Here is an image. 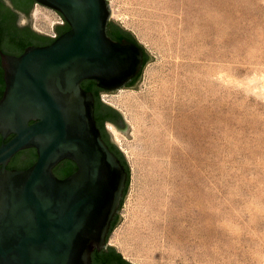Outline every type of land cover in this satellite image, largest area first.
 Segmentation results:
<instances>
[{"label": "rangeland", "instance_id": "obj_1", "mask_svg": "<svg viewBox=\"0 0 264 264\" xmlns=\"http://www.w3.org/2000/svg\"><path fill=\"white\" fill-rule=\"evenodd\" d=\"M108 2L150 58L101 93L130 167L107 243L135 264H264V0ZM59 15L35 3L30 26Z\"/></svg>", "mask_w": 264, "mask_h": 264}, {"label": "water", "instance_id": "obj_2", "mask_svg": "<svg viewBox=\"0 0 264 264\" xmlns=\"http://www.w3.org/2000/svg\"><path fill=\"white\" fill-rule=\"evenodd\" d=\"M36 3L58 11L70 28L18 55L0 50V264H94L93 252L111 245L107 236L128 172L103 138L95 97L82 81L93 79L106 90L127 86L144 65V48L109 35V24L123 28L111 20L108 0ZM100 101L118 111V128L128 131L121 111ZM31 147L37 152L32 165L7 167L13 155ZM64 159L77 169L61 178L54 168Z\"/></svg>", "mask_w": 264, "mask_h": 264}, {"label": "flooded vegetation", "instance_id": "obj_3", "mask_svg": "<svg viewBox=\"0 0 264 264\" xmlns=\"http://www.w3.org/2000/svg\"><path fill=\"white\" fill-rule=\"evenodd\" d=\"M34 6L31 3H25L24 0H20L19 5H16L15 0H0V50L10 54H21L25 48L29 45H46L51 43L55 38H57L60 34L68 30V23L64 22L63 24H58L53 27L54 32H56V37L47 36H40L39 33L33 30L29 23H25V18H28L30 15L31 9ZM24 18V21H21V18ZM117 28V27H115ZM117 29H120L119 27ZM25 35L29 37V41L25 45H18L13 40V36L15 35ZM0 69H2L3 77H4V70L1 65V55H0ZM97 92L95 106L96 103L98 104V111L100 114L106 117V122L114 124L116 127H121L119 121V114L115 111L109 109L106 105L100 104L99 100L101 99V93L106 91L101 87L95 89ZM94 95V94H93ZM95 97V96H94ZM102 134L106 137L109 144L115 145L112 140L110 139L106 124H104V130ZM8 138V137H7ZM5 139V141L9 139ZM34 148H26L18 151L11 160L9 161L7 167L12 169H25L32 165L37 156L34 158L32 156ZM36 151V149H35ZM65 166L63 164H59L55 167L54 172L57 176L63 178L69 175L70 173L65 172Z\"/></svg>", "mask_w": 264, "mask_h": 264}, {"label": "trees", "instance_id": "obj_4", "mask_svg": "<svg viewBox=\"0 0 264 264\" xmlns=\"http://www.w3.org/2000/svg\"><path fill=\"white\" fill-rule=\"evenodd\" d=\"M16 1V5H19L20 0H15ZM25 3H31V5L36 3V0H24ZM70 28L69 24H68V29ZM108 33L109 35H111V37H113L114 39L117 40H122L123 38H129L132 39L134 41H136L137 43H139L136 38L126 29H117L114 28L112 29L110 24L108 26ZM13 40L16 42V44L18 45H25L27 44V42L29 41V37L28 36H23V35H15L13 36ZM148 61V55L144 49V65L145 66L146 62ZM142 69L139 71V73L133 77V79L129 82V84L127 86H132L134 85L137 80L139 79V77L141 76L142 73ZM82 86L83 88H85L86 90L92 91L94 96H95V100L96 97L98 98V94L96 92V88H99V86L97 85L96 81L93 79H85L82 81ZM5 88V81H4V77H3V72L2 69H0V98L2 97L3 91ZM99 101V103L102 105L103 103L97 99ZM108 108H112V107H108ZM112 111H115L116 113H118V111L116 109H112ZM119 114V113H118ZM95 117L97 120V125L99 126V128L101 129V132H103L104 130V124L106 122V117H104V115L100 114L98 111V104L96 103L95 106ZM12 135H9L7 139H10ZM103 138L106 140V142L109 144V142L107 141L106 137L102 134ZM3 141V137L0 134V144ZM111 150L121 159L122 163L125 165L126 170L128 172V178L126 181V187L124 190V195L121 201L120 206H122L124 197L126 196L128 187H129V182H130V167L126 161V158L124 157V154L122 153V151L116 146V145H112L109 144ZM32 156L35 158L37 156V152L35 151V148L33 149L32 152ZM59 164H63L65 166V172L66 173H72L73 171H75L77 169V165L74 161L70 160V159H64L62 160ZM58 164V165H59ZM55 169V168H54ZM120 218H119V213H117V215L115 216L114 220L112 221L111 224V228L109 231V234L111 233V231L113 230V228L117 225V223L119 222ZM109 234L107 236V241H108V237ZM92 259H93V263L94 264H135L131 261H129L128 259H126L122 253L120 251L117 250V248L113 245H107L105 248H103L102 250H95L92 254Z\"/></svg>", "mask_w": 264, "mask_h": 264}, {"label": "built area", "instance_id": "obj_5", "mask_svg": "<svg viewBox=\"0 0 264 264\" xmlns=\"http://www.w3.org/2000/svg\"><path fill=\"white\" fill-rule=\"evenodd\" d=\"M64 23V19L61 15H59V18L57 19L56 23ZM52 36H56V32L53 31V33L51 34Z\"/></svg>", "mask_w": 264, "mask_h": 264}, {"label": "bare ground", "instance_id": "obj_6", "mask_svg": "<svg viewBox=\"0 0 264 264\" xmlns=\"http://www.w3.org/2000/svg\"><path fill=\"white\" fill-rule=\"evenodd\" d=\"M110 129L112 130L113 133H118L117 128L113 124L110 125Z\"/></svg>", "mask_w": 264, "mask_h": 264}]
</instances>
